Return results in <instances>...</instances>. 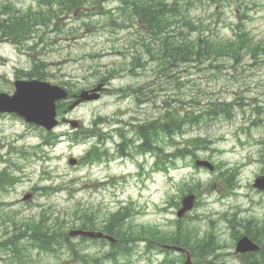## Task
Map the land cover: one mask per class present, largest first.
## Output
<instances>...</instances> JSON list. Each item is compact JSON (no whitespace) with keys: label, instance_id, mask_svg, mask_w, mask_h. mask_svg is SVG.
<instances>
[{"label":"rangeland","instance_id":"374dc122","mask_svg":"<svg viewBox=\"0 0 264 264\" xmlns=\"http://www.w3.org/2000/svg\"><path fill=\"white\" fill-rule=\"evenodd\" d=\"M5 1L21 11L35 4V0L0 3ZM194 4L188 19L194 26L199 21L210 24L205 34L220 40L232 39L239 25L250 32L254 44L264 45V0H202V4ZM120 6L119 0H104L102 8L96 6L86 15L79 10L64 16L34 50L2 44L0 59L4 63H0V76L11 80L15 70H29L41 60L47 66L46 74L54 75L47 82L57 86L67 83L73 92L97 87L103 78L106 85L102 87L107 89L101 98L80 105L66 116L85 127L96 116L115 117L121 112L126 114L120 117L124 121L132 117L151 120L159 116L164 102L182 110L189 108L191 100L205 103L222 98L233 102L230 118L209 119L176 138L178 142L188 137L207 138L211 142L208 149L197 152V156L221 169L212 173L195 169L191 159L186 158L166 172L155 171L153 158L134 153L131 158H115L108 164L73 167L67 163L68 158L78 159L91 141L72 143L67 135L72 130L65 125L56 129L61 134L60 141L53 149H43L45 153L41 155L45 158L39 160L32 146L40 142V133L20 119L0 117V172L5 170L14 183L0 187V264H76L66 249L40 251L28 239L14 240L23 224L49 215L52 223H58L63 220L59 215L66 217L75 207L91 208L101 218L107 211L129 205L132 216L125 227L175 230L182 186L185 190L196 189L197 207L180 219L181 227H195L199 235L213 232L220 244L217 252L223 254L226 263L237 261L227 219L233 214L238 219L250 215L264 219V193L252 188L264 169V57L253 59L246 54L237 60L225 58L219 69L195 63L164 66L145 53L139 44L145 37L142 24L124 14ZM102 11L105 15L98 13ZM188 31V38L198 37V32L190 28ZM157 50L155 46V53ZM132 56L140 58L134 65L130 62ZM113 71L116 74L107 81ZM137 87L143 88L139 100H149L138 107L133 97ZM0 90L6 87L0 84ZM111 134L113 140L106 146L112 153L118 137L115 132ZM226 168H239L237 188L231 195L218 177ZM43 186L48 187L45 193L41 191ZM26 195L30 198L22 201ZM73 242L78 243V239ZM82 247H87L86 251ZM76 249L90 255L100 252L88 243H78ZM161 258L154 252L146 254L145 244L138 243L132 256L120 258L118 264H159Z\"/></svg>","mask_w":264,"mask_h":264},{"label":"trees","instance_id":"16d2710c","mask_svg":"<svg viewBox=\"0 0 264 264\" xmlns=\"http://www.w3.org/2000/svg\"><path fill=\"white\" fill-rule=\"evenodd\" d=\"M38 3L45 4V8L39 7L32 10L29 7L26 11L15 8L12 3L5 1L0 3V42L7 41L12 44H21L30 39L31 34L36 32L37 26L47 27L50 24L53 13L56 12V18L65 15L75 14L84 8L100 5L98 2L102 0H37ZM124 14L141 18L142 24L148 32L149 42L142 40L141 46L153 61H160L162 65L173 68L179 63L197 65H207V67L218 69L220 61L231 58L237 60L244 55H250L253 59L257 54H264V45L253 44L252 38L245 28H238L234 38L228 40H220L216 37L205 34L209 27L203 21H200L198 27H194L188 19V11L194 4L195 0H185L186 6L184 11L179 10L180 6L176 2L166 4V0H119ZM201 1V0H196ZM195 1V2H196ZM128 10L129 12H127ZM210 26V24H209ZM190 28L193 31H199L198 37L190 39L185 34L182 36V30ZM155 43L158 50L152 43ZM140 58L132 57L131 64L134 65ZM46 65L43 62L35 64L29 72H18L27 79L47 80L49 75L45 73ZM115 71L109 73L106 80L114 77ZM103 80V78H102ZM136 99L139 101L138 95L143 93V88L138 87L135 91ZM234 103H227L219 99L208 100L205 103L191 100L188 110L181 108H171L164 102L161 107L159 116L150 121L132 124L128 132L132 133V137L128 138L124 134V129H117L116 132L120 138V143L116 147V154L132 156V153H123L127 148L134 149L136 154H150L154 157V169L156 171L166 172L175 168L176 162L185 160L186 158H196V151L207 149L210 143L206 138L189 137L182 138L180 142L177 137H182L188 130L200 123L207 122L209 119H215L221 116L231 117L232 106ZM203 105V106H202ZM65 111V103H59L58 115L62 116ZM229 117V118H230ZM107 122L106 118L101 116L95 117L88 128H83L78 132H74L70 137L72 142H79L85 138L92 140L91 147L80 158V164L93 165L109 161L110 152L108 148L103 147V141L107 134H103V125ZM115 123H117L115 121ZM41 132V144L38 148L44 146H53L58 141L56 133ZM85 136L80 138V136ZM111 138V136H110ZM139 143L135 145V142ZM219 169V167H217ZM238 171L235 169L225 170L220 175L222 182L227 183L229 188L235 187V179ZM11 184V180L9 184ZM183 185V184H182ZM199 186V183L197 184ZM188 187V186H187ZM48 187L41 188L44 193ZM185 191L182 186L181 192ZM188 192H196L195 188H187ZM126 215L121 212L109 215L102 222H94L96 217L94 214H88L86 211H76L73 216V222L66 224L60 222L56 224V228L46 226L43 222L24 224V232L15 237V241L21 237L27 236L34 245L42 251H53L54 245L68 244L65 236L67 227H78L82 229H100L107 234L118 239V244L113 245L112 250L104 258L115 261L119 255L130 256L129 250H124L122 242L124 238L130 236L146 237L148 241L159 242L162 244H175L182 246L190 251L192 256L203 257L198 260L197 264H222L220 256L216 253L219 245L213 234L204 235L199 238L198 232L185 227H177V230L162 231L157 227H147L141 232L126 231L123 229ZM129 217V216H128ZM233 220L230 223L233 225ZM244 227V235L250 237L261 247V251L257 254L247 255L243 257L239 264H264V222L257 218L250 217L246 220H239ZM234 240L243 235L239 230H234ZM12 244V241H9ZM72 257L79 264L87 263V259L79 255L75 249H72ZM168 261V258L165 259ZM168 264H175L174 260L168 261Z\"/></svg>","mask_w":264,"mask_h":264},{"label":"water","instance_id":"95a60500","mask_svg":"<svg viewBox=\"0 0 264 264\" xmlns=\"http://www.w3.org/2000/svg\"><path fill=\"white\" fill-rule=\"evenodd\" d=\"M102 85L91 91H82L78 101L74 102L69 109H73L79 103L83 101L97 100L99 95L97 92L101 91ZM67 98L66 91L59 87L53 86L47 82H41L37 80L31 81H17L15 83V92L12 96L1 94L0 95V113H14L17 116L23 118L27 123L34 124L42 127L47 131L53 130L57 125L56 120V102L62 101ZM62 122L68 123L71 127L77 128L78 122L74 120L63 119ZM70 165H75L76 160L70 159L68 162ZM197 166L205 167L210 171L213 170V166L207 161H196ZM254 188L264 191V175L258 177L254 182ZM26 196L24 200L28 199ZM195 197L193 195L183 198L181 205L182 208L178 211V217H182L185 212L189 211L193 207ZM70 235H80L88 237L102 238V234H94L82 231L71 232ZM106 239L112 241L111 238ZM181 251V249L174 248ZM258 248L249 241L246 237L240 239L237 242L235 253H247L256 251ZM184 264H192L190 256L187 255L186 262Z\"/></svg>","mask_w":264,"mask_h":264},{"label":"flooded vegetation","instance_id":"af4514ba","mask_svg":"<svg viewBox=\"0 0 264 264\" xmlns=\"http://www.w3.org/2000/svg\"><path fill=\"white\" fill-rule=\"evenodd\" d=\"M0 79H1L3 82H5L6 84L9 85V86H8V89H6L4 93L11 94V93L13 92V89L11 88V84H10V82H9L8 80H5L3 77H0ZM14 79L16 80L17 77L14 78ZM10 88H11V89H10ZM0 116H3V115H0Z\"/></svg>","mask_w":264,"mask_h":264},{"label":"bare ground","instance_id":"6f19581e","mask_svg":"<svg viewBox=\"0 0 264 264\" xmlns=\"http://www.w3.org/2000/svg\"><path fill=\"white\" fill-rule=\"evenodd\" d=\"M7 86H9V85L7 84Z\"/></svg>","mask_w":264,"mask_h":264}]
</instances>
